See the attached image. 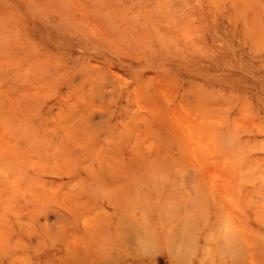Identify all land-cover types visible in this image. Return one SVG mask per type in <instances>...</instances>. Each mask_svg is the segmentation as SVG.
I'll return each mask as SVG.
<instances>
[{"label": "rangeland", "instance_id": "1", "mask_svg": "<svg viewBox=\"0 0 264 264\" xmlns=\"http://www.w3.org/2000/svg\"><path fill=\"white\" fill-rule=\"evenodd\" d=\"M0 264H264V0H0Z\"/></svg>", "mask_w": 264, "mask_h": 264}]
</instances>
